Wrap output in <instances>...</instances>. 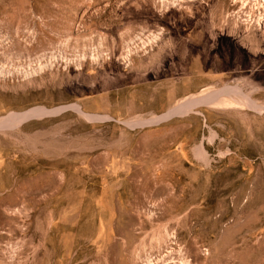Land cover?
Listing matches in <instances>:
<instances>
[{"label":"rangeland","instance_id":"1","mask_svg":"<svg viewBox=\"0 0 264 264\" xmlns=\"http://www.w3.org/2000/svg\"><path fill=\"white\" fill-rule=\"evenodd\" d=\"M37 107L0 264H264V0H0V118Z\"/></svg>","mask_w":264,"mask_h":264},{"label":"bare ground","instance_id":"2","mask_svg":"<svg viewBox=\"0 0 264 264\" xmlns=\"http://www.w3.org/2000/svg\"><path fill=\"white\" fill-rule=\"evenodd\" d=\"M194 102H196V100L187 101L181 104L179 107L166 112L165 114H162L160 116H154L149 120V123H153V122L158 123L163 120H167L173 116H176L178 114L189 112V110L193 109ZM51 112L52 111H49L47 108L37 107V108H32L24 112L11 113L5 117L0 118V126L5 125V124L21 123L34 116H40V115L51 113Z\"/></svg>","mask_w":264,"mask_h":264}]
</instances>
